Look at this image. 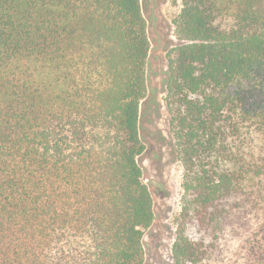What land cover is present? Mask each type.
I'll return each instance as SVG.
<instances>
[{"label": "trees", "instance_id": "1", "mask_svg": "<svg viewBox=\"0 0 264 264\" xmlns=\"http://www.w3.org/2000/svg\"><path fill=\"white\" fill-rule=\"evenodd\" d=\"M166 107L173 264H264V0H181ZM141 0H0V264H144Z\"/></svg>", "mask_w": 264, "mask_h": 264}, {"label": "rangeland", "instance_id": "2", "mask_svg": "<svg viewBox=\"0 0 264 264\" xmlns=\"http://www.w3.org/2000/svg\"><path fill=\"white\" fill-rule=\"evenodd\" d=\"M150 51L147 95L140 105L139 134L144 152L138 158L152 200L154 220L144 235V264H173L171 246L181 211L182 165L169 130L166 107L168 56L180 44L174 20L181 0H141Z\"/></svg>", "mask_w": 264, "mask_h": 264}]
</instances>
